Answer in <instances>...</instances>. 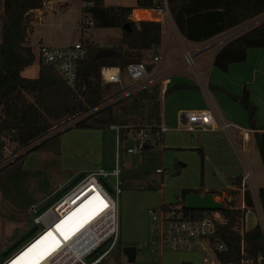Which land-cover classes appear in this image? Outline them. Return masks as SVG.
Segmentation results:
<instances>
[{"label":"trees","instance_id":"16d2710c","mask_svg":"<svg viewBox=\"0 0 264 264\" xmlns=\"http://www.w3.org/2000/svg\"><path fill=\"white\" fill-rule=\"evenodd\" d=\"M44 0H0V160L4 144L14 143V159L0 167L2 171L27 154L43 147L50 139L62 132L75 128H106L109 125L132 124V129L159 123L160 98L159 84L153 83L137 91L141 104L137 106L134 122L124 118L123 112L114 106L125 97L99 107L118 95L116 90L104 96L100 68L118 66L121 71L130 62H143L146 52L156 50L162 40L161 23L156 21H131L129 6H109L104 0H95L94 6L82 13H89L96 27L120 28V36L113 45L100 46L87 44V55L77 64V79L70 86L55 67L39 59L37 75L28 77L22 71L35 59L32 47L28 44L33 9L43 7ZM172 22L179 35L190 42H202L230 30L243 22L264 14V0H167ZM136 6L147 7L153 0H135ZM147 14L134 11V18H145ZM250 48H264V17L249 29L227 39L216 51L212 64L226 72L232 63L246 60ZM151 70L153 63H145ZM194 86L174 84L163 92L166 97L179 89H194ZM223 91L236 101L247 113L248 129L257 146L261 164L264 167V131L256 125V105L249 97L246 86L240 94ZM135 93V92H134ZM131 95V94H129ZM127 95V96H129ZM125 129V133L122 130ZM128 128H122L120 138L126 136ZM152 147V146H151ZM147 146L146 148H151ZM144 149V148H143ZM203 162V152L197 149ZM178 171L174 173L177 174ZM240 186V182H239ZM2 181L0 178V192ZM203 181L198 189L184 188L175 203L161 205L165 208L178 206L185 218L202 219L218 212L221 218L215 231L209 236L211 242H221L224 249L217 252L222 264H264V231L260 224L244 229V216L247 208L254 207L250 190L243 191L244 207L232 204L219 210L187 209L183 205L188 193L201 192ZM213 192V191H212ZM215 194V192H213ZM257 199L264 218V188H259ZM145 248V247H142ZM182 264H191L183 262Z\"/></svg>","mask_w":264,"mask_h":264},{"label":"crops","instance_id":"0c3cea01","mask_svg":"<svg viewBox=\"0 0 264 264\" xmlns=\"http://www.w3.org/2000/svg\"><path fill=\"white\" fill-rule=\"evenodd\" d=\"M50 6L51 2L49 0H44L42 8L32 10L34 19L42 20L41 16L44 12H46V10H53ZM63 8L64 11H68L69 9L66 1ZM230 30L215 35L202 42L188 41L189 43L197 46L193 51L197 52L198 49H201V53H199L198 57H196L195 59L198 61V66L197 68L195 67L196 72L194 73L196 74L195 78L198 83L187 80V76H185L186 72L183 71L184 65L186 64L182 62L181 56L173 58L174 61L172 63L166 62V57L171 56L170 51L174 41H176L174 33H172V31L169 32V35H167L164 40H161V44L158 48V50L160 49V51L163 53L161 60L159 62H153V52L151 55V59L147 62L153 63V67L149 71L150 77H152V82L150 84L156 83V81L159 80V98L164 99L165 104H167L166 110L162 111V113L160 105L159 123L163 122L166 125V122L169 123L171 121H174L175 123L177 122V128L175 129V131H185L178 128V114L180 111L211 109L214 111L219 121H223L227 123L229 127L233 128V134H235V138L237 139L236 145L233 139V135L228 128V131L219 129L215 131L205 130L191 132L189 141L186 144H180V146H178L179 144H166L168 146L163 144V154L165 153V148H174L177 150L181 149L184 152H196V154L199 155L197 170H199L200 179L198 185L192 187H182L180 191L184 188L198 189L202 180L204 189L200 193L215 192V194L213 193L215 200L216 198L220 197H225L227 201L228 199L232 201L236 200L237 206L243 208V191L246 187L250 190L247 182H245L246 179L243 180L246 172H248L250 175L248 180L252 181L251 172L248 168V162L250 159V155L248 154V152L250 151L248 143L250 142L251 138H253L252 130L248 129V118L246 111L223 91L216 90L215 88H222L231 93L240 94L242 88L246 86L249 91V97L257 108L255 114L256 125L259 130L264 131V48H250L247 51L246 60L244 62L230 64L226 72L218 70L213 66L212 60L221 44L225 42L227 38H229ZM30 32H32V27ZM27 42L29 45L31 44L29 35L27 38ZM114 42L115 41L113 40L110 45H113ZM207 52L211 54L209 56H205V53ZM198 72H200L199 75ZM174 84H183L189 86L195 85L197 88L179 89L171 92L166 97H163L164 90ZM175 125L176 124H174L173 126ZM106 128H74L66 131L57 139V143L48 142L40 149L33 151L22 158L27 162L28 169L23 168L22 163L21 168H23L28 173V176H31L33 174H43L53 170H66L68 171L67 174L69 175L63 179L65 182L70 181L71 179L73 180L80 174L84 175L87 173H91L100 168L106 171H110L116 164L115 158H117V153L114 160H111L107 157V140L108 134L111 136H114L115 134L116 145V132L111 127V125ZM168 128V130L172 129L170 127ZM107 130L109 131L108 134L105 133V131ZM164 140L165 136L164 138L162 137L161 143H164ZM227 142L231 143V147L233 146L232 149L227 145ZM123 145L125 150L126 147L132 146L129 142H123ZM153 146L154 145H152V147ZM146 147H144V149H147ZM197 149H201V151L203 152V162H201V156L197 152ZM184 152L180 153L183 154ZM182 160L184 161L183 163H178L176 160H173L172 165L168 168V172L175 176H181L182 168H186L189 165V163L185 159ZM259 162L261 163L260 156ZM162 163L163 165L166 164L165 161H163ZM157 169L161 168L157 167L155 170ZM175 171H178L177 174L174 173ZM158 173L162 175L164 174V170L161 169V171ZM121 174L122 170L120 171V176ZM7 177L8 176L3 177L1 173V190L5 185H7ZM128 177L131 178L130 176ZM131 179L133 180V178ZM123 181L124 180L122 179V182ZM161 184L164 185L163 182ZM260 187L264 186L257 187L256 191L250 190L254 201V207L247 208L246 210L244 216V229L246 230L253 227L255 224H260L262 227V223L259 222L257 216L254 217L252 215L251 219L249 217V214L253 213V211H257L259 217L260 213L262 214L257 199L258 188ZM141 190L147 189L141 187ZM51 193L52 192H49L48 195ZM89 195H91L90 198L85 202L83 206H81V209L77 212L76 215L62 220L56 226L57 231L61 232L62 230V233H64L65 229L69 230V227L77 224V219L80 218L79 212L81 210H84V208L86 207L88 208V206H91L92 208V203L96 202V197H98L97 194H95L94 192H88L85 196L81 197V199H84ZM48 199L49 198L43 200L40 204H43ZM1 202L5 206H8V189H4V194L0 192V203ZM67 202L69 203V200ZM162 203L165 204V202H163V198L160 205ZM154 204H158V202H153L152 205ZM69 206L70 205H68L67 208L61 211V217L70 210ZM62 207L63 206H61L60 208ZM4 213L5 212H3L0 208V262L2 260L1 257L3 252L8 248V237L10 238V236H12V233L20 223L15 221V223L17 224L12 225L8 230V225L3 224ZM57 231L55 230V233ZM43 240L44 239L42 237L38 242H45ZM201 255L203 260L202 251ZM156 258L160 259V264H182L183 262H188L191 264H202L201 258L198 257L197 253H195V251L193 250L180 252L165 250L160 255H157Z\"/></svg>","mask_w":264,"mask_h":264},{"label":"rangeland","instance_id":"374dc122","mask_svg":"<svg viewBox=\"0 0 264 264\" xmlns=\"http://www.w3.org/2000/svg\"><path fill=\"white\" fill-rule=\"evenodd\" d=\"M49 1L51 2L50 7L53 10H46V12H44L41 16L42 20L34 19V21L32 22V32H29L28 35L31 42L30 45L35 54V59L31 65H29L22 71V75L24 76L33 77L37 75L39 64V45H68L79 40L83 35H85L89 38L90 43H95L100 46H106L110 45L113 40L116 41V39L120 36V28L96 27L94 25L92 27L91 35H86L85 33H83L78 28L82 15V0ZM65 1L68 4V11L63 10ZM104 3L109 6L122 5L129 6L131 8L136 6L135 0H104ZM259 18L261 20L263 18V15L250 19L246 22H254L255 24H257L259 22ZM236 27L232 29H235ZM161 28L162 40H164V38L169 35V32L172 31L177 41H174L173 43L170 51L171 56L166 57L167 63H172L174 61L173 58L181 56V48L184 47L193 52V50L197 47L196 45L189 43L187 40H184L175 29L174 24L173 26L161 25ZM158 48L159 47H157L154 51H160V49L158 50ZM198 51H201V49H198ZM152 53L153 51H149L144 54V63H148L147 61L151 59ZM205 54V56H209L211 53L207 52ZM197 66V60H195V63L193 65L194 68L184 65L183 71L186 72L185 76H187V80L198 83L195 78L196 74L194 73L196 72L195 67L197 68ZM199 74L200 72H198V75ZM128 80L129 79L125 70H122V85H127L129 82ZM156 82L158 84L160 83L159 80H157ZM102 85L104 86L102 87V90L100 92L105 97L111 95L121 87V84L111 82H102ZM139 98V93H132L131 95L126 96L119 103H117L114 108L117 111L123 112L122 115H124V118L126 120L128 119L129 122H134L135 112H133V110L137 111L135 108L137 106H140L141 102L140 100H137ZM160 105L162 113V111L166 110L167 108V104H165L164 99L162 98H160ZM174 124L176 125L173 126ZM166 125L172 129L164 133V143L154 145L152 148L138 150L131 154L126 152L123 142H129L133 146L135 143V139H133L132 137H119V146L117 150L115 145V134L114 136H111L108 134V130L105 131V133L108 134L107 157L111 160H114L117 153V158H115L116 164L119 167L120 171L122 170V174L120 176V193L116 194L115 191L111 193L112 197L115 198L117 202L119 238L116 246L104 257L100 264H160V259L156 258L157 254L148 251V247L145 246L149 227L146 210L147 208L158 207L162 201V198L165 204H168V202L173 204L176 202L177 197L181 192L180 189L182 187H192L198 185L200 179L199 170H197L199 155L196 154V152H184L181 149L177 150L174 148H165L164 154L162 151L163 144H179L178 146H180V144H186L189 141L191 132L189 133L186 131H175V129L177 128V122L175 123L174 121H171L169 123L166 122ZM74 128L75 127H72L66 131ZM229 131L233 135V139L237 145V139L235 138V134H233V128L229 127ZM64 132H62L61 134H63ZM122 132L125 133V129H123ZM61 134L57 138L50 139L48 142L57 143V139L61 136ZM4 144H6L7 146L6 150L8 149V157H6V159H8L0 160V167L11 161L18 155L13 153L15 145L14 143L8 141V145L7 142H5ZM227 145L232 149L233 146L231 147V143L227 142ZM248 147L250 150L248 152V154L250 155L248 168L251 172L252 181L246 179L245 182H247V185L251 191H256L257 187L264 186V167L259 162L258 149L253 138H251L250 142L248 143ZM180 152L184 153L181 154ZM13 155L15 156L13 157ZM181 158L185 159L189 163L186 168H182L181 176H175L168 172V168L172 165L173 160H176L178 163L184 162ZM22 160L10 164L2 171L3 177L8 176V181H6L7 185H5L1 190V193L4 194V189H8V206H5L2 202L0 203V208L3 212H5L3 216V224L8 225L9 230L12 225L17 224L15 223V221L20 222L19 226L14 230V232L12 230V236H10V238L8 237V247L35 226L32 221L34 214L30 210L31 205H39L43 200L53 196L72 180L71 179L67 182L63 180L66 176L69 175L67 174L68 171L66 170H53L43 174H33L31 176H28V173L23 169H28V164L24 159ZM163 161H165L166 164L163 165ZM21 163L23 168H21ZM157 167L163 169L164 174L161 175L160 173H158L155 170ZM128 176L133 178V180ZM122 179L124 180L123 182ZM105 180L109 188L113 187L114 176H108L105 178ZM162 182L164 183V185L161 184ZM141 187H144L147 190H141ZM49 192L52 193L48 195ZM216 200L223 201L224 205L232 204L233 206L238 207L236 204V200L227 201L225 197L216 198ZM153 202H158V204L152 205ZM252 215L254 217L257 216L259 222H261V218L259 217L257 211H253V213L249 214L250 219L252 218ZM40 228L41 227L39 226V229ZM33 236L34 234L26 238L9 254L17 251ZM128 246H134L137 248V254L136 257H134L133 261L127 260L124 250ZM104 248L105 246L103 247V249ZM193 251H195V253H197V256L201 258L202 264H208V262H203L202 260V250L200 247H197ZM211 260L214 261L215 264H222L213 260V258H211Z\"/></svg>","mask_w":264,"mask_h":264},{"label":"built area","instance_id":"2783aa9c","mask_svg":"<svg viewBox=\"0 0 264 264\" xmlns=\"http://www.w3.org/2000/svg\"><path fill=\"white\" fill-rule=\"evenodd\" d=\"M82 8L89 9L94 6L95 0H82ZM154 4L147 7L134 6L131 8L128 18L131 21H156L161 25H172V18L168 9L167 0H153ZM82 11V10H81ZM134 11H141L147 14V17L134 18ZM264 17V14H262ZM261 18V17H260ZM259 18V20H260ZM252 23V24H251ZM254 22H246L230 30L229 38L254 26ZM93 21L90 14L82 13L78 28L86 35H91ZM1 30V28H0ZM234 31V32H233ZM233 32V33H232ZM227 38V39H229ZM226 41V40H225ZM89 38L83 35L79 40L64 46H45L38 47L39 59L44 63L52 64L60 73L63 79L70 86H74L77 79V64L87 55V44ZM224 43V42H223ZM182 62L191 68H194L196 57L201 51H189L181 48ZM161 51H156L152 55L153 62H159L162 58ZM125 72L128 76V84L121 83V69L118 66H102L100 68V78L102 82H111L121 84V92L109 101L104 102L99 107L105 106L107 103L114 102L117 99L125 97L129 94L139 91L149 85L152 81L150 70H147L144 62H130L125 66ZM179 129L195 132V131H228L229 125L223 121H219L211 109L184 110L178 114ZM116 132V146L118 150L120 130L128 128L126 136L135 139L133 146L126 147L128 153H134L142 150L146 146L157 145L162 142L164 133L169 129L163 122L156 125H147L142 128L132 129L131 125H111ZM7 146H4L3 155L8 157ZM15 155H13L14 157ZM11 158V157H10ZM8 159V158H7ZM6 159V160H7ZM156 171L160 172L161 169ZM108 176H114L113 187L109 188L105 180ZM120 169L115 164L110 171L97 169L94 172L84 174L75 184L61 194L56 200L47 205L45 208L38 209L43 204L31 205L30 210L34 214L32 221L37 226L34 236L22 248L2 257L0 264H11L17 255L38 238L43 233L51 229V225L61 216V211L74 205L76 201L85 196L88 192L96 191L104 206L99 208L100 211L96 217L82 230L74 232L65 243L52 253L44 262L40 264H100L103 258L116 246L118 241V211L116 199L111 193L115 191L120 193ZM246 172L243 180L249 178ZM69 200V203L67 202ZM63 205L62 208H60ZM71 207V206H69ZM178 206H170L165 208L160 205L158 207L148 208L147 217L149 221L148 237L145 246L149 251L160 255L165 250L180 252L191 251L200 247L203 253V261L208 264H215L213 260L218 261L217 252L224 249L221 242H211L209 236L215 231L216 223L221 222L218 212L205 216L202 219L192 220L185 218L182 211L178 210ZM262 228L264 230V219L260 213ZM263 220V221H262ZM39 226L41 227L39 229ZM54 226V225H53ZM39 229V230H38ZM105 248L103 249V247ZM100 247L99 252L95 250ZM97 254V255H95ZM230 264V263H229Z\"/></svg>","mask_w":264,"mask_h":264},{"label":"bare ground","instance_id":"6f19581e","mask_svg":"<svg viewBox=\"0 0 264 264\" xmlns=\"http://www.w3.org/2000/svg\"><path fill=\"white\" fill-rule=\"evenodd\" d=\"M96 194V191H92ZM91 195L87 196L84 199L80 198L76 201L74 205H70V210L64 215L59 216L53 225H51V229L47 232L43 233L38 238H35L34 241L25 247L19 255L16 256V259L13 260L11 264H40L44 262L47 258H49L55 249L60 248L66 240L70 238V235L74 232H78L86 227L97 215L100 211L99 208L104 206V202L101 203V199L99 195L96 197V202L92 203L91 206L88 208H84L81 210L80 218L77 219V224L72 225L68 229H65L64 233L57 231L56 226L64 219L68 217H72L77 214V212L81 209V206L85 204V202L90 198ZM63 206V205H62ZM61 229V227H60ZM55 230L57 231L55 233ZM43 237V241L45 242H38ZM42 260V261H41Z\"/></svg>","mask_w":264,"mask_h":264},{"label":"water","instance_id":"95a60500","mask_svg":"<svg viewBox=\"0 0 264 264\" xmlns=\"http://www.w3.org/2000/svg\"><path fill=\"white\" fill-rule=\"evenodd\" d=\"M83 174H80L76 176L72 181H70L66 186L62 187L57 193H55L53 196H51L39 209L37 212L45 208L47 205L52 203L54 200H56L61 194H63L66 190H68L73 184H75ZM229 201V199H228ZM183 205L187 209H207V210H219L224 206L223 201H218L214 199L213 193L211 192H193L188 193L184 197ZM37 226L32 227L27 233H25L21 238H19L17 241H15L12 245H10L4 252L3 256L7 253L9 254L12 252L18 245H20L26 238H28L30 235L34 234L36 231ZM32 239V238H31ZM30 239V240H31ZM24 246V245H23ZM22 246V247H23ZM21 247V248H22ZM20 249V248H19ZM18 249V250H19ZM100 247H98L95 251L99 252ZM125 254L128 261H133L135 254H136V247L134 246H128L125 248Z\"/></svg>","mask_w":264,"mask_h":264}]
</instances>
